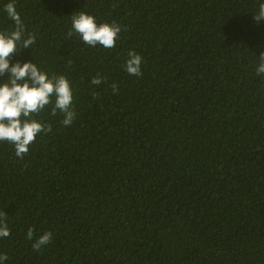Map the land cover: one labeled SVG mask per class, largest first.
<instances>
[{
	"label": "trees",
	"instance_id": "16d2710c",
	"mask_svg": "<svg viewBox=\"0 0 264 264\" xmlns=\"http://www.w3.org/2000/svg\"><path fill=\"white\" fill-rule=\"evenodd\" d=\"M9 2L0 31L14 30ZM261 3L15 0L36 42L11 63L65 76L76 117L64 126L53 97L32 117L51 132L23 158L0 142L3 264H264ZM78 11L115 21L116 46L69 37ZM129 51L142 57L139 77L125 70Z\"/></svg>",
	"mask_w": 264,
	"mask_h": 264
},
{
	"label": "clouds",
	"instance_id": "9594fccd",
	"mask_svg": "<svg viewBox=\"0 0 264 264\" xmlns=\"http://www.w3.org/2000/svg\"><path fill=\"white\" fill-rule=\"evenodd\" d=\"M7 17L14 22V30L0 31V76L8 75V80L0 83V142H7L14 146L15 154L23 158L29 152V146L35 142L36 137L51 132V126L45 125L32 117L38 116L46 106L54 105L51 114L55 116L57 111L63 114L62 123L70 126L76 112L73 107V90L70 82L63 75L49 76L42 71L36 63L17 61L11 63V57L17 55L22 49H31L36 42V36L26 34L25 24L16 9L15 0L4 6ZM253 20L259 24L264 21V3L259 5L258 12L253 15ZM121 27L113 21L109 23H97L96 18L84 11H78L71 16V30L69 37L78 34L82 41L90 47L100 45L107 49L116 46V40ZM142 57L135 51L128 52L125 70L129 75L141 76ZM257 75H264V52L259 56ZM104 78L99 74L91 80V85L99 86ZM113 93L118 92V86L113 84ZM95 93L93 96L95 98ZM8 216L0 211V238L10 235L7 224ZM34 229L29 228L27 239L33 240ZM52 242V233L45 232L35 239L32 247L39 251L43 246ZM8 259L6 254H0V264Z\"/></svg>",
	"mask_w": 264,
	"mask_h": 264
}]
</instances>
